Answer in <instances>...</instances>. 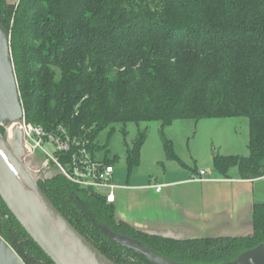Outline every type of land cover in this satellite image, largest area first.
Wrapping results in <instances>:
<instances>
[{
    "label": "trees",
    "instance_id": "16d2710c",
    "mask_svg": "<svg viewBox=\"0 0 264 264\" xmlns=\"http://www.w3.org/2000/svg\"><path fill=\"white\" fill-rule=\"evenodd\" d=\"M0 23L10 34L27 122L88 137L97 152L99 133L112 123L158 121L167 158L182 162L165 135L175 120L245 116L249 155L217 153L213 167L223 177L234 167L241 179L264 177V0H0ZM146 137L140 130L127 148L128 174L140 164ZM104 159L114 165L118 157ZM39 184L117 264L157 263L117 243L102 225L186 263L231 261L264 242V202L254 203L250 235L176 239L118 220L114 204L62 173ZM0 204L22 248L55 264L1 196Z\"/></svg>",
    "mask_w": 264,
    "mask_h": 264
},
{
    "label": "water",
    "instance_id": "95a60500",
    "mask_svg": "<svg viewBox=\"0 0 264 264\" xmlns=\"http://www.w3.org/2000/svg\"><path fill=\"white\" fill-rule=\"evenodd\" d=\"M10 43L9 32L0 23V196L31 238L55 264H117L70 223L39 184V180L62 171L55 163L59 171L52 175L44 174L43 170L49 168L50 162L44 156H39L42 150L30 152L25 147L26 136L22 128L25 110ZM2 126L6 129L5 133L1 130ZM42 154L46 155L44 152ZM101 229L117 243L141 253L157 264H264V242L243 251L231 261L186 263L165 257L141 240L115 232L105 225ZM0 264H29L1 233Z\"/></svg>",
    "mask_w": 264,
    "mask_h": 264
},
{
    "label": "crops",
    "instance_id": "0c3cea01",
    "mask_svg": "<svg viewBox=\"0 0 264 264\" xmlns=\"http://www.w3.org/2000/svg\"><path fill=\"white\" fill-rule=\"evenodd\" d=\"M202 169L207 170L164 168L158 173L128 174L119 167L117 217L136 229L175 238L251 234L257 202L254 184L264 177L241 179L231 171L229 177L211 171L201 176ZM156 185L162 189L157 191ZM260 198L258 202H264Z\"/></svg>",
    "mask_w": 264,
    "mask_h": 264
},
{
    "label": "rangeland",
    "instance_id": "374dc122",
    "mask_svg": "<svg viewBox=\"0 0 264 264\" xmlns=\"http://www.w3.org/2000/svg\"><path fill=\"white\" fill-rule=\"evenodd\" d=\"M160 127L161 124L158 121L130 122L126 125L112 123L99 133L96 139L99 144L97 157L102 159L118 157L114 163L115 183L119 180V167L124 166L125 173L128 172L125 162L126 151L129 146L133 145L140 130H147V137L141 150L140 164L132 170V173L135 170L142 174L145 172L158 173L164 168H184L191 171L195 167H203L217 174L212 161L215 153L249 155V119L245 116L175 120L165 129V135L172 141L175 152L182 162L167 158ZM48 148L52 151L53 145L49 144ZM39 156H44L45 160L47 158L50 162L49 168L43 170L44 174L52 175L59 171L57 165L49 157L42 152H39ZM154 159L157 160L156 164H153ZM230 171L231 174L238 175L236 167ZM254 185L256 199L262 201L260 197L264 199V178L257 180Z\"/></svg>",
    "mask_w": 264,
    "mask_h": 264
},
{
    "label": "built area",
    "instance_id": "2783aa9c",
    "mask_svg": "<svg viewBox=\"0 0 264 264\" xmlns=\"http://www.w3.org/2000/svg\"><path fill=\"white\" fill-rule=\"evenodd\" d=\"M22 128L28 151L42 150L71 182L103 195L109 204L115 203V191L118 188L114 182L115 167L105 159L97 157V152L90 148V138L72 137L62 126L49 132L43 126L34 125L26 119ZM49 144L53 145L52 151L48 148ZM59 154L66 156L65 162L59 159ZM199 173L206 176L210 171L202 169ZM161 189L162 185H156L157 191Z\"/></svg>",
    "mask_w": 264,
    "mask_h": 264
},
{
    "label": "flooded vegetation",
    "instance_id": "af4514ba",
    "mask_svg": "<svg viewBox=\"0 0 264 264\" xmlns=\"http://www.w3.org/2000/svg\"><path fill=\"white\" fill-rule=\"evenodd\" d=\"M1 130L5 133V127L2 126ZM7 219L8 221L11 220V217L8 215L6 208L0 204V233L8 240L10 244H16L19 246L23 253L21 256L29 263V264H49L46 260L40 259L36 256L31 255V253L22 248V243L16 236L12 233L11 227H7V222L4 220ZM5 234V235H4ZM7 235V237H6Z\"/></svg>",
    "mask_w": 264,
    "mask_h": 264
}]
</instances>
